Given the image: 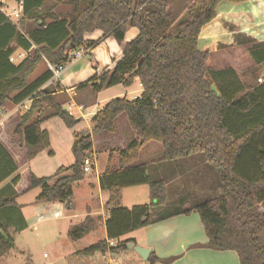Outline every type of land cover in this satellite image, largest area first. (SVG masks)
Here are the masks:
<instances>
[{"label":"trees","instance_id":"obj_1","mask_svg":"<svg viewBox=\"0 0 264 264\" xmlns=\"http://www.w3.org/2000/svg\"><path fill=\"white\" fill-rule=\"evenodd\" d=\"M2 1L22 3L23 6L17 22L0 13V31L11 30L13 39L6 50H0V112L8 101L15 105L30 101L12 133L24 149L27 162L49 148V136L41 129L45 120L58 118L67 129L81 122V119L68 115L55 100V94L64 91L60 84L49 83L52 74L48 69L34 82H28L40 63L67 65L72 52L80 49L91 52L98 45L100 41L85 40V36L98 32L102 39H114L122 49V57L111 71L94 77L77 89L90 86L98 92L117 85L129 88L134 82L142 89L139 97L133 100L125 97L110 100L90 120V131L74 134L72 166L60 168L49 178L28 175V189L41 188L37 203L68 206L72 186L86 175L84 161H93V140L102 135H115L116 122L124 116L135 133V139L125 149L118 150V170L113 169L109 157L100 179V187L108 196L104 204L107 240L116 242L109 251L115 255L125 253L129 243H136L134 240L120 242L121 237L195 211L208 248L234 252L239 264H264L261 238L264 215L254 214L259 206H264L262 90L246 93L238 99L228 98V89L231 95L238 90L234 73L227 70L216 74L208 69L210 50L199 40L202 28L216 18V9L221 2L241 4L246 0H194L185 17L176 22L167 0ZM46 3L53 7L66 5L70 13L67 21H55L44 31L41 29L51 16L38 9L42 11ZM23 21L37 26L35 33H27L26 38L20 32ZM128 28L135 29L137 35L126 42ZM33 46L37 50L19 65L10 63L9 59L17 48L29 50ZM249 54L252 58H264L253 51ZM47 83V87L42 88ZM13 94L15 96L10 100ZM233 115L242 118V124L237 120L232 125ZM149 142L161 145L162 162L202 157L220 171L219 186L210 189V196L195 205L167 210L165 181L152 180L147 174L148 165L135 166L141 150ZM15 172V165L0 144V182ZM18 181L16 176L12 182ZM138 185L148 187L150 205L124 209L121 190ZM2 197L1 206L16 205L12 194H3ZM152 207L159 210L151 212ZM86 229L83 223L75 230H69L68 237L72 241L79 240ZM10 246L6 226L0 219V259L8 254ZM106 251V242L102 241L84 250L82 255L96 252L104 255ZM159 261L151 253L147 264Z\"/></svg>","mask_w":264,"mask_h":264},{"label":"crops","instance_id":"obj_2","mask_svg":"<svg viewBox=\"0 0 264 264\" xmlns=\"http://www.w3.org/2000/svg\"><path fill=\"white\" fill-rule=\"evenodd\" d=\"M6 3L7 5H12V2H5V4ZM42 8V11L41 9H38L40 13L42 12V14H50L49 16L53 17L46 19V25L41 30L45 31V28L52 25L55 21L61 22L68 20L67 15L70 13V8L66 5H58L57 7H53L51 3H46V6ZM36 30L37 26L30 22L23 21L21 24L20 32L23 34L24 38L27 37V33H35ZM10 31L9 29L0 31V50H6L13 43V39L11 38L12 31ZM100 35L101 34L98 32L92 35H87L85 36V40L95 41L96 39L100 38ZM247 39H251L252 41L248 42L246 41ZM199 40L205 42V46L210 50V58L220 59L219 66H215V69L210 68L213 72H215L216 74H222L225 71L230 70L234 73L238 92L231 95V92L228 89V98L238 99L246 93H256L257 91L261 90V86L264 85V76H262L263 81L261 83L253 81V85L249 84L248 86H246L241 81L240 68L242 67L241 65L244 64L253 65L257 69L260 68L261 70H264V58L249 57L250 51H253L256 55L259 53L261 57H264V0H246L241 4H231L225 1L221 2L216 9V18L202 28L199 34ZM34 50H37L35 46L31 47V49L29 50H26L24 47L17 48L11 55L13 61L10 63L14 66L19 65ZM244 52L247 54V58L241 56ZM15 55L17 56V58H15ZM21 55H23V57H20ZM239 55L241 56L240 58H243V63H240L238 61ZM81 59L70 65L63 72V74L69 71L68 69H71L76 64H78ZM120 59L121 58H110L109 63L104 68H108L107 70L111 71L115 63ZM40 66H42L43 68L42 72H40V74L33 78V74L38 70ZM35 72L29 77V83L34 82L36 79L47 72V65L45 64V62L40 63ZM104 73L105 72H103L102 74ZM228 73H226V77L228 76ZM100 76H96V78ZM219 76V78L222 77L221 75ZM252 76L253 75H251V77ZM134 83L137 85L138 89H140V91L138 92L139 96L142 92V89L137 82ZM59 84L64 93H57L55 94V97L63 96L69 98L70 100L71 98H73L77 105L83 106L85 117L81 119V122L75 125L72 129L65 128L63 123L60 120V122L56 120V118L50 117L45 120L41 125V129L43 131H46L49 136V148L39 153L29 162L25 160V152L24 149L20 147L18 139L12 134L18 122H11L13 117L19 118L24 113L22 110H18L17 107L24 104L28 100L19 105H15L11 101H8L1 109L0 144L7 152L8 156L16 167L15 174L0 182V219L2 220L4 225L12 218H15L16 213H18L19 218L25 223L27 219L21 211V205H23V203L19 204L17 201L25 193L31 192V190L28 189V175L31 173L37 178H49L53 176L60 168H68L72 166L74 163V158L72 155L74 134L81 131H90V120L103 109L104 105L107 103V100L113 98L112 95H109L108 97H105V99H99V95L102 94L103 89L99 91L97 95L93 97L91 96V99L90 94L86 92V90L78 91L75 94L73 93V86H75V88L77 89L78 86L76 81L72 82L66 77L65 83H62L61 76ZM47 85L48 83L45 84L42 88L47 87ZM110 90H112V88H107L104 91ZM134 94H136V92H134ZM14 96L15 94L11 95L9 97L10 100ZM89 101H92L93 105L92 103H88ZM27 106L29 107V104ZM86 109L90 110L85 112ZM47 115L50 116L51 114L47 113ZM237 120L238 123L242 124V118L240 119L237 115H233L230 122L233 125V123ZM107 137L108 136L102 135L93 140L91 153L95 162V170L93 168L89 173L90 175L87 178L88 180L86 179V177H84L82 181L75 183L72 186V197L70 199L71 204L68 208V211H71V209L75 206V202L73 200L75 195L74 187H79L80 189L82 188L81 192L83 196L81 197V199L83 206L81 208V211L76 212L71 217V219H79L80 221L77 223L86 224L87 229L86 233L79 240L73 242V245H71L72 249L66 256V259L69 258V264H105L102 258L103 255L100 252H96L93 255L89 256H83L82 252L99 242L107 241V213L104 209V204L108 196L107 193L100 187V179L105 170L109 157L112 158L113 169L118 170L116 164L117 160L115 157L116 155L113 156V153L111 152L113 147L112 149H108L109 146H114L115 142L109 141ZM134 139L135 134L133 133V131L128 130V133L126 134L124 139H119V150L125 149L131 142L134 141ZM105 143H108L110 145H104ZM103 145L104 147L107 146L101 149L102 156H105L106 158L103 163V168L99 170L97 148L102 147ZM49 151L52 152L51 155L48 154ZM162 156L163 151L161 150L160 157L162 158ZM135 166L137 165L135 164ZM21 168H24L22 174L19 173V170ZM16 176L19 177V181L17 183H13L12 181ZM33 190H36L37 192V194H35L34 196V199L36 200L41 192V188H35ZM3 194H12V196L15 197L16 205L12 207L16 210L15 214L13 213V211H6L4 209L5 207L1 206ZM95 194H97V198L95 197ZM136 206L141 205H135L133 207ZM34 207H36L38 213H41V211L44 212V210L47 209L48 211H50L53 219H63L64 217V208L62 204L37 203V205H35ZM122 207L127 210L133 208L124 207V205ZM33 217L35 216H32V218ZM68 231L69 229H67L65 232L66 237L68 235ZM139 231H145L143 237H140L138 241L137 239L133 240L135 241L137 246L150 249L151 253L155 254V256L160 260L155 264H212L211 261L217 260H219L221 264H235V261H237L239 264L238 258L234 252L232 253L235 254L236 257H233L232 254L228 253L218 256L217 254H213L214 252L209 250V248L207 247V238L203 231L199 216L195 211H192L188 216H176L166 221L148 226ZM84 237H90V239L93 240V243L86 247H82L80 243L84 239ZM227 255H230L231 257L227 259ZM143 263L147 264V262Z\"/></svg>","mask_w":264,"mask_h":264},{"label":"rangeland","instance_id":"obj_3","mask_svg":"<svg viewBox=\"0 0 264 264\" xmlns=\"http://www.w3.org/2000/svg\"><path fill=\"white\" fill-rule=\"evenodd\" d=\"M169 2L170 10L173 15L174 21H179L186 15L187 8L192 5L194 0H167ZM12 2V5L9 4L10 7L15 9L17 6L16 3ZM12 10V9H11ZM12 11H9V13ZM92 35V34H91ZM137 35L135 29L128 28L125 34V41L129 42L133 40ZM95 41H100L98 45L88 54L84 55L82 59L76 64L73 68L68 69L66 73L62 75V83H65V77L70 81H76L77 86L82 85L90 81L96 76H100L103 72L108 71L106 65L109 63V59H118L122 57V49L119 47L113 38H104L100 35V38ZM249 55V54H248ZM241 56L247 58V54L244 52ZM239 55L238 61L241 63L244 62L243 58ZM250 58H252L249 55ZM15 58L17 56L15 55ZM104 58V59H103ZM106 58V59H105ZM211 60V61H210ZM242 60V61H241ZM220 59L219 58H210L207 63V68L215 69V66H219ZM46 64V63H45ZM222 64V62H221ZM104 65V66H103ZM45 66V65H44ZM240 68V78L244 85L248 86L252 84L253 81L258 83V79L263 81L264 70L260 68H255L253 65H241ZM43 68L40 66L38 70L33 74V78L42 72ZM251 75H253L251 77ZM251 77V78H250ZM32 78V79H33ZM210 79L209 73L207 76ZM253 78V79H252ZM228 80H226L227 82ZM233 81H230L231 83ZM256 83V84H257ZM236 84V82H235ZM253 85V84H252ZM255 85V84H254ZM73 93H77L81 90H86L91 96H95L99 93V91H94L90 86L84 89H76L73 86ZM236 85V89H237ZM99 95V99H105L109 95H112V99L126 98L127 100H133L138 96L137 85L134 83L131 87L125 88L122 85H117L112 87L110 91H104ZM262 95L261 99L264 101V85L261 86ZM136 92V94H134ZM238 90H234L232 93L236 94ZM239 95V94H238ZM237 95V96H238ZM55 100L61 105L62 109L67 111L69 104L71 101L75 103L73 98L71 100L69 98L59 96L55 97ZM107 100V103L110 101ZM88 103H92L89 101ZM76 104V103H75ZM77 105V104H76ZM91 109V108H90ZM90 109H86L89 111ZM74 113H76V109L72 108ZM23 111V110H22ZM21 111V112H22ZM24 112V111H23ZM20 118V117H19ZM18 117H13L11 122H19ZM56 120H60L56 118ZM61 121V120H60ZM59 121V122H60ZM79 124V123H78ZM129 131H133L127 119L124 116H121L117 120V134L115 135H105L108 136L107 139L109 141H114V146H109L108 149H113L111 152L113 156L116 155V160L118 161L117 152L119 150L120 145L119 139H124L126 134ZM134 133V131H133ZM135 134V133H134ZM110 145V144H104ZM104 145L102 147L97 148V156L99 159V167L98 169L103 168V163L105 161V156H102V151ZM107 147V146H105ZM104 147V148H105ZM163 151L160 144L155 142H149L145 145L141 154L139 155L138 161L135 163L136 165L146 164L148 165L147 174L150 176L152 180H164L168 189V205L167 210H171L174 207H186L187 205H195L196 203L201 202L202 200L207 199L211 191L214 187L219 186V177L220 171L216 169L214 166L205 162L202 157L198 158H189L179 162H162L160 153ZM117 164V163H116ZM24 168H21L19 173H23ZM26 173V170H25ZM26 175V174H24ZM90 174H86V179ZM88 180V179H87ZM82 188L74 187V202L75 206L68 211V206L63 205L64 208V217L63 219H53V216L50 214V211L47 209L41 213L37 212L35 205H37V200L34 199L35 194H37L36 190H31V192L25 193L17 202L21 205L22 214L27 219L24 223L18 216V213L15 214L16 210L12 207H5L6 211H13L15 214V218H12L8 222L5 223L7 227V233L10 237L11 246L8 254L0 259V264H69V258L66 259L67 254L71 251L73 242L68 235L66 237V230H75L77 227L81 225V223H77L79 219H71V217L76 213L81 211L83 206L81 197ZM22 191V190H20ZM122 206L124 207H133L135 205H150L151 200L149 197V190L146 185H138L136 187H126L122 190ZM97 198V194H95ZM6 198H10L7 197ZM185 201L183 204L181 202ZM45 204V203H43ZM165 208V209H166ZM4 210V211H5ZM155 210H159L156 207H152L151 212ZM99 211V210H97ZM36 212V214H35ZM254 214L264 215V206H259ZM41 215V216H40ZM32 216H35L32 218ZM5 222V221H4ZM35 228V230H34ZM141 230V229H140ZM131 232L120 238V242H124L127 240L140 239L143 237L145 231ZM262 241L264 242V234L262 235ZM93 243V240L90 237H84L81 241L80 245L82 247H86ZM210 251L214 252L213 254H217L218 256L222 254H232L233 257H236L235 254L228 251H217L210 249ZM115 255V254H114ZM113 255V256H114ZM84 256V255H83ZM227 259L230 258V255H227ZM65 257V258H64ZM117 264H144L139 256L134 251H127L120 255L114 256ZM119 260V261H118ZM237 260V258H236ZM229 261V260H228ZM235 261V258H234ZM104 262V261H103ZM212 264H221L219 260L211 261ZM106 264V263H105ZM235 264H238L235 261Z\"/></svg>","mask_w":264,"mask_h":264},{"label":"built area","instance_id":"obj_4","mask_svg":"<svg viewBox=\"0 0 264 264\" xmlns=\"http://www.w3.org/2000/svg\"><path fill=\"white\" fill-rule=\"evenodd\" d=\"M17 6L15 9H13L12 7H10L9 5H7V3L5 4L4 1L0 0V13H2L6 18H8L10 21L12 22H17V20L20 18L21 13H22V3H16ZM12 9V10H11ZM9 11H12L9 13ZM90 51L88 50H84V49H80L78 51H74L71 53L70 58H69V62L67 65L65 66H52L50 64H47V69L51 72L52 74V78L51 81L49 83H58L60 82V78L63 74V72L73 63H75L76 61H78L79 59H81L84 55L88 54ZM20 57H23V55H21ZM10 62L13 61L12 58L9 59ZM258 83H261L262 80L258 79L257 80ZM140 86V85H139ZM141 87V86H140ZM67 93V92H66ZM139 97V96H137ZM135 97V98H137ZM28 104H30V101H26L24 104L20 105L19 107H17L18 110H27L28 109ZM72 108L76 109V113H74V111L72 110ZM68 113V115L72 116V117H76L79 119H83L85 117V113H84V108L83 106H79L76 105L74 102L71 101V104H69V107L66 111ZM92 167H94L95 170V162L94 160L91 161L89 159H86L84 161V168L83 171L85 174H89L92 171ZM71 203L68 204V207L70 206ZM56 216V215H55ZM35 230V228H34ZM106 245H107V251L106 253L102 256L104 263L106 264H117L115 258H114V254H112L109 249L115 247L116 242L113 240H107L106 241Z\"/></svg>","mask_w":264,"mask_h":264},{"label":"water","instance_id":"obj_5","mask_svg":"<svg viewBox=\"0 0 264 264\" xmlns=\"http://www.w3.org/2000/svg\"><path fill=\"white\" fill-rule=\"evenodd\" d=\"M70 47L71 46H69V48ZM140 143H141V141H140ZM127 250L134 251L143 262H147V260L149 259L150 254H151V250L150 249L142 248V247L137 246V245H135L133 243H129L127 245Z\"/></svg>","mask_w":264,"mask_h":264}]
</instances>
